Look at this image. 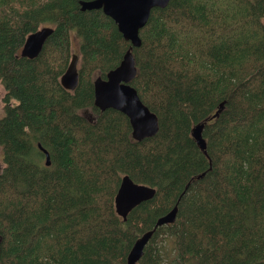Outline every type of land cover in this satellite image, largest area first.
<instances>
[{"label": "trees", "instance_id": "16d2710c", "mask_svg": "<svg viewBox=\"0 0 264 264\" xmlns=\"http://www.w3.org/2000/svg\"><path fill=\"white\" fill-rule=\"evenodd\" d=\"M45 25L42 51L22 56ZM140 36L131 83L159 130L136 140L124 113L94 104V78L131 45L115 20L79 0H0V264H128L177 202L137 264H264V0H171ZM206 118L208 154L192 136ZM125 174L156 188L126 220Z\"/></svg>", "mask_w": 264, "mask_h": 264}, {"label": "water", "instance_id": "95a60500", "mask_svg": "<svg viewBox=\"0 0 264 264\" xmlns=\"http://www.w3.org/2000/svg\"><path fill=\"white\" fill-rule=\"evenodd\" d=\"M171 0H79L81 10L102 9L106 15L112 17L125 39L131 42L120 62L106 72V76L97 75L93 81L94 104L101 110L113 108L124 113L130 121L132 136L136 140L155 135L159 130V117L144 103L137 88L131 83L137 74L136 60L133 48L140 46L141 29L147 24L151 11L155 7H165ZM54 28L45 25L30 33L23 44L21 55L29 58L36 57L43 49L47 38ZM62 84L68 89H74L79 82L78 55L74 53L61 77ZM224 107V101L219 105L214 116L219 115ZM210 118V117H209ZM199 122L192 128V136L199 147L208 154L207 141L203 135L205 122ZM40 148L46 154V163H50L47 149ZM204 174V173H203ZM156 194V188L134 181L128 174L122 177L115 195L116 212L127 219L128 213L142 201L151 199ZM178 213V202L174 207L156 220L154 227L146 230L136 238L128 255V264H137L144 253V248L153 236L157 227L175 221Z\"/></svg>", "mask_w": 264, "mask_h": 264}, {"label": "rangeland", "instance_id": "374dc122", "mask_svg": "<svg viewBox=\"0 0 264 264\" xmlns=\"http://www.w3.org/2000/svg\"><path fill=\"white\" fill-rule=\"evenodd\" d=\"M77 43H74V50H77ZM5 94V88L0 84V116L4 114V103H3V97ZM4 165L3 161V151L2 148L0 147V170L2 169Z\"/></svg>", "mask_w": 264, "mask_h": 264}, {"label": "bare ground", "instance_id": "6f19581e", "mask_svg": "<svg viewBox=\"0 0 264 264\" xmlns=\"http://www.w3.org/2000/svg\"><path fill=\"white\" fill-rule=\"evenodd\" d=\"M144 233V232H143Z\"/></svg>", "mask_w": 264, "mask_h": 264}, {"label": "flooded vegetation", "instance_id": "af4514ba", "mask_svg": "<svg viewBox=\"0 0 264 264\" xmlns=\"http://www.w3.org/2000/svg\"><path fill=\"white\" fill-rule=\"evenodd\" d=\"M106 76V75H105Z\"/></svg>", "mask_w": 264, "mask_h": 264}]
</instances>
